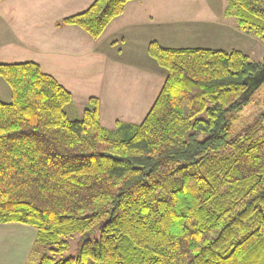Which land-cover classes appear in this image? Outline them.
Here are the masks:
<instances>
[{"label":"trees","instance_id":"16d2710c","mask_svg":"<svg viewBox=\"0 0 264 264\" xmlns=\"http://www.w3.org/2000/svg\"><path fill=\"white\" fill-rule=\"evenodd\" d=\"M127 1L93 0L56 26L97 38ZM227 7L264 43V0ZM147 51L162 87L140 122L111 129L98 97L70 118L71 92L37 63H0V223L36 228L25 264H264V108L232 131L264 56L156 41ZM95 232L61 256L68 236Z\"/></svg>","mask_w":264,"mask_h":264},{"label":"crops","instance_id":"0c3cea01","mask_svg":"<svg viewBox=\"0 0 264 264\" xmlns=\"http://www.w3.org/2000/svg\"><path fill=\"white\" fill-rule=\"evenodd\" d=\"M92 1L0 0V63H37L71 92L80 113L89 97H98L108 129L116 120L140 122L162 87L166 71L149 55L150 41L247 55L261 43L237 27L228 0H129L97 38L74 24L56 26ZM0 100L10 101L2 77ZM35 236L32 225L0 223V264H25Z\"/></svg>","mask_w":264,"mask_h":264},{"label":"rangeland","instance_id":"374dc122","mask_svg":"<svg viewBox=\"0 0 264 264\" xmlns=\"http://www.w3.org/2000/svg\"><path fill=\"white\" fill-rule=\"evenodd\" d=\"M257 38V37H256ZM258 39V38H257ZM259 47L253 48L251 52H249V57L253 60L262 62V56L264 55V43L260 41ZM75 106V105H74ZM72 105L67 107V113L70 118H77L80 116L79 108H76ZM264 108V81L252 91L249 101L246 105L242 107L240 111L235 113V119L233 122V132L237 131L239 128L249 124L254 120L258 114ZM225 154V152H222ZM96 236V232L88 235L82 234H72L67 237L69 242V246L67 250L63 252L62 257L75 256L80 248L81 242L84 238H94ZM36 261V260H35Z\"/></svg>","mask_w":264,"mask_h":264},{"label":"water","instance_id":"95a60500","mask_svg":"<svg viewBox=\"0 0 264 264\" xmlns=\"http://www.w3.org/2000/svg\"><path fill=\"white\" fill-rule=\"evenodd\" d=\"M264 81V63L260 68L246 80V88L244 90L245 94L251 93Z\"/></svg>","mask_w":264,"mask_h":264}]
</instances>
